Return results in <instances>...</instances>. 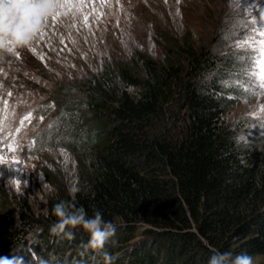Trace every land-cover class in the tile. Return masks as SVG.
Returning a JSON list of instances; mask_svg holds the SVG:
<instances>
[{"label": "trees", "instance_id": "16d2710c", "mask_svg": "<svg viewBox=\"0 0 264 264\" xmlns=\"http://www.w3.org/2000/svg\"><path fill=\"white\" fill-rule=\"evenodd\" d=\"M154 28L160 55L134 49L57 81L50 122L33 139L42 154L65 150L70 164L45 168L43 210L0 192V256L25 264H107L105 252L111 264H208L213 250L264 256V137L231 117V71L242 57L220 23L208 41L188 27ZM60 201L88 217L99 211L116 235L94 251L79 226L66 229L72 238L52 234Z\"/></svg>", "mask_w": 264, "mask_h": 264}, {"label": "rangeland", "instance_id": "374dc122", "mask_svg": "<svg viewBox=\"0 0 264 264\" xmlns=\"http://www.w3.org/2000/svg\"><path fill=\"white\" fill-rule=\"evenodd\" d=\"M76 1L81 0H70V9L58 8L59 17L49 20L45 34L31 46L9 45L12 52L0 53V192L28 197L43 210L50 189L45 168L55 171L70 164L65 150L42 154L34 143L50 122L45 115L51 109L49 93L60 79L93 73L105 58L124 57L134 49L160 55L154 26L188 27L196 39L208 41L220 23L221 35L242 57L231 71L238 76L231 81L237 87L230 92L232 121L250 122L248 135L264 137V89L252 79L251 53L237 46L259 29L257 12L264 21V0H95L84 7ZM43 75L49 80L41 81ZM262 263L264 256L253 259V264Z\"/></svg>", "mask_w": 264, "mask_h": 264}, {"label": "clouds", "instance_id": "9594fccd", "mask_svg": "<svg viewBox=\"0 0 264 264\" xmlns=\"http://www.w3.org/2000/svg\"><path fill=\"white\" fill-rule=\"evenodd\" d=\"M57 5L58 0H0V53L8 49L9 41L17 48L29 46L44 27V22L57 12ZM76 191L75 187L69 189L70 194ZM52 212L57 217L50 227L52 234L72 238V233L66 229L79 226L89 234L84 246L94 251L103 250L116 235V225L104 220L99 211L88 217L83 207L76 208L74 204L60 201L54 205ZM104 255L107 264H111L113 257L106 252ZM0 264L25 262L22 256H0ZM40 264H47V261L42 260ZM208 264H253V259L247 254L233 255L232 252L213 250Z\"/></svg>", "mask_w": 264, "mask_h": 264}, {"label": "snow or ice", "instance_id": "6c2138e0", "mask_svg": "<svg viewBox=\"0 0 264 264\" xmlns=\"http://www.w3.org/2000/svg\"><path fill=\"white\" fill-rule=\"evenodd\" d=\"M83 0H81V3ZM58 8H69L70 9V0H58ZM78 10L79 7H78ZM260 10L264 11V3H261ZM95 11V9H94ZM60 13L57 11L53 16L49 17L44 22V27L36 34V37L33 41L39 39L45 34L46 28L49 24V20H55L59 17ZM259 12H257V20L256 23L260 24L259 29L253 33V36L250 38H246L237 46L241 49H244L251 53V62L249 64V68L251 70L252 79L254 81H258V87L264 89V21H260L258 19ZM84 22L87 23L88 16L85 15L83 17ZM9 45L11 41H9ZM14 46V45H13ZM31 46V45H29ZM14 47H8L7 51L12 52ZM4 163L2 159H0V164Z\"/></svg>", "mask_w": 264, "mask_h": 264}, {"label": "bare ground", "instance_id": "6f19581e", "mask_svg": "<svg viewBox=\"0 0 264 264\" xmlns=\"http://www.w3.org/2000/svg\"><path fill=\"white\" fill-rule=\"evenodd\" d=\"M95 0H83V2L81 3V1H76V3L78 2L80 5H79V7H84L85 5H87L89 2H94ZM88 6V5H87ZM97 8L95 9V12H94V14L95 13H97Z\"/></svg>", "mask_w": 264, "mask_h": 264}]
</instances>
